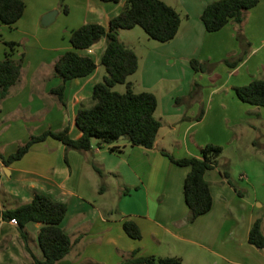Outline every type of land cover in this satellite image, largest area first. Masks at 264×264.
<instances>
[{
    "label": "crops",
    "instance_id": "0c3cea01",
    "mask_svg": "<svg viewBox=\"0 0 264 264\" xmlns=\"http://www.w3.org/2000/svg\"><path fill=\"white\" fill-rule=\"evenodd\" d=\"M124 1L24 0L23 14L14 24L0 22V59L10 40L18 43L14 56L23 57L20 78L0 100V155L45 129L68 127L72 137L80 135L75 116L81 106L92 103L93 85L105 74L100 64L105 38L80 50L97 66L65 82L64 103L50 92L61 82L53 64L72 48L69 37L74 28L90 21L106 25ZM164 1L181 14L179 30L169 41L147 42L142 53L133 47L138 67L128 79L136 91L149 90L157 98L155 115L161 126L153 146L120 139L102 146L93 141L91 148L80 151L47 137L9 164L0 156V264H32L18 224L4 218L2 210L28 201L36 192L67 203L60 224L73 243L55 264H117L132 251L135 256L177 255L183 264H264V248L247 239L256 217H261L264 235V213L252 210L245 221L240 217L235 199L241 191L222 176L221 161L204 173L212 195L210 209L187 221L183 182L189 166L163 153L198 156L205 143L221 144L222 133L235 139L231 127L241 123L245 112L259 110L240 100L234 86L264 77V0L245 10L240 26L230 20L216 31H207L200 18L212 0ZM54 8L53 19L43 24L42 16ZM239 28L242 41L236 35ZM118 37L122 41L120 31ZM191 58L205 69L195 70ZM125 219L138 225L140 237L126 233ZM39 227L36 221L24 226L28 247L41 258Z\"/></svg>",
    "mask_w": 264,
    "mask_h": 264
},
{
    "label": "trees",
    "instance_id": "16d2710c",
    "mask_svg": "<svg viewBox=\"0 0 264 264\" xmlns=\"http://www.w3.org/2000/svg\"><path fill=\"white\" fill-rule=\"evenodd\" d=\"M63 1L60 0L61 3ZM257 2L258 0H212L203 7L200 18L207 31H216L230 20L240 26L245 10ZM24 8V0H0V22L11 26L21 17ZM64 10L67 9L64 8ZM181 20L182 16L179 11L164 0H125L121 10L112 15L106 25L90 21L74 28L69 37L72 48L62 52L53 64L54 72L61 78V82L51 88L50 92L55 94L62 103H64L65 82L73 77L87 75L97 66L91 55L80 50L89 47L101 37L105 38V46L100 56V64L105 74L93 85L92 103L88 106H81L75 116V123L81 131L80 135L72 137L68 132V127L60 130L45 129L36 134L32 133L13 152L0 155L3 163L9 164L19 159L32 144L47 137L59 139L66 148L80 151L91 148L93 141H96L99 146L109 145L119 141L121 135H124V139L130 145L152 147L161 126L160 119L155 115L157 98L152 91H136L132 82L128 80V76L138 67V56L131 47L119 40L118 32L121 28L139 25L149 37L159 42H166L176 35ZM236 35L239 40L244 39L240 28L237 29ZM5 44L7 50L4 57L0 59V100L7 94L9 87L20 78L23 60L22 55L14 56L13 50L17 42L10 40ZM239 59L240 57L235 59L234 63ZM190 63L195 70L205 69L204 64L196 58H191ZM117 83H124L125 90L121 92L114 89ZM234 92L240 100L264 107V77H253L246 84L236 85ZM109 148L114 149L115 146L110 145ZM221 151L220 144L211 142L200 147L198 156L175 157L163 151L173 162L189 166L183 182V194L188 207L187 221L194 220L198 215L208 211L212 205L209 182L205 179L204 173L207 169L219 165ZM97 171L99 174L103 173L100 169ZM220 171L222 176L240 193L230 179L226 165L221 166ZM66 211L65 201L36 192L28 201L2 210V216L4 218L14 217L17 220L32 264H55L70 251L73 243L60 224ZM28 221L40 223L37 241L43 255L41 258L28 247L27 233L24 228ZM122 226L131 237L141 236L140 229L133 220H123ZM247 239L253 245L264 248L261 217H256L252 221ZM134 253L135 251H132L130 256L117 264L133 262L183 264L177 255L135 256Z\"/></svg>",
    "mask_w": 264,
    "mask_h": 264
},
{
    "label": "rangeland",
    "instance_id": "374dc122",
    "mask_svg": "<svg viewBox=\"0 0 264 264\" xmlns=\"http://www.w3.org/2000/svg\"><path fill=\"white\" fill-rule=\"evenodd\" d=\"M119 31L120 39L132 49L134 47L137 53H142L147 42L153 40L139 25L121 28ZM131 76L129 75L128 79ZM113 88L122 92L125 90V84L117 83ZM258 107L256 112H245L248 115H241V123L231 127L235 139L228 138L227 135L223 137V133L221 135L222 151L219 160L221 166L226 165L232 180L241 191L240 196L235 199V204L236 212L244 221L252 210L259 215L264 213V107ZM223 117L221 116V124L224 125L226 122ZM240 174L246 176L240 178Z\"/></svg>",
    "mask_w": 264,
    "mask_h": 264
},
{
    "label": "water",
    "instance_id": "95a60500",
    "mask_svg": "<svg viewBox=\"0 0 264 264\" xmlns=\"http://www.w3.org/2000/svg\"><path fill=\"white\" fill-rule=\"evenodd\" d=\"M56 11H57V9L54 8V9H51V10H49L48 12H46V13L42 16V18H41V22H42L43 24H47V23H49V22L53 19V17H54V15H55ZM119 139H124V135H121V136L119 137Z\"/></svg>",
    "mask_w": 264,
    "mask_h": 264
},
{
    "label": "built area",
    "instance_id": "2783aa9c",
    "mask_svg": "<svg viewBox=\"0 0 264 264\" xmlns=\"http://www.w3.org/2000/svg\"><path fill=\"white\" fill-rule=\"evenodd\" d=\"M10 221L13 223H17V220L14 217L10 218Z\"/></svg>",
    "mask_w": 264,
    "mask_h": 264
}]
</instances>
